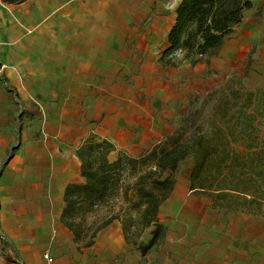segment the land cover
I'll return each mask as SVG.
<instances>
[{
    "label": "rangeland",
    "instance_id": "rangeland-1",
    "mask_svg": "<svg viewBox=\"0 0 264 264\" xmlns=\"http://www.w3.org/2000/svg\"><path fill=\"white\" fill-rule=\"evenodd\" d=\"M180 1L0 2L1 30L20 37L24 73L35 74L24 89L37 87L26 99L0 94V172L33 137L75 151L109 140L132 158L174 139L187 151L164 176L175 188L154 246L156 225L132 249L71 247L65 238L56 264H264V0H253L218 53L177 50L163 59ZM123 175L128 185L137 180ZM126 208L121 224L137 216ZM0 240V264H21Z\"/></svg>",
    "mask_w": 264,
    "mask_h": 264
},
{
    "label": "trees",
    "instance_id": "trees-1",
    "mask_svg": "<svg viewBox=\"0 0 264 264\" xmlns=\"http://www.w3.org/2000/svg\"><path fill=\"white\" fill-rule=\"evenodd\" d=\"M1 1L20 5L28 0ZM252 6L253 0H181L167 36L168 47L163 59L177 50L201 55L218 53L226 36L242 22L244 13ZM172 143V147L158 144L140 158L118 155L111 160L110 156L117 151L113 143L95 139L85 141L77 151L82 161L84 182L66 188L62 215V222L72 232L78 247H92L100 230L119 219L122 213H127L123 206L118 212L111 211L113 204L120 199L131 204L137 214L136 217L128 214L123 221L127 237L131 232L137 244L143 232L156 225L147 247L154 246L161 239L164 228L158 224L160 211L175 188L172 177L164 176L174 172L187 155L178 139ZM124 172L137 176L136 182L132 185L124 183ZM130 191L135 193L137 200L132 198ZM104 208H108L107 217H97L96 213Z\"/></svg>",
    "mask_w": 264,
    "mask_h": 264
},
{
    "label": "crops",
    "instance_id": "crops-1",
    "mask_svg": "<svg viewBox=\"0 0 264 264\" xmlns=\"http://www.w3.org/2000/svg\"><path fill=\"white\" fill-rule=\"evenodd\" d=\"M24 52L20 37L13 38L7 30H1L0 23V67L3 69L0 74V94L8 98L13 97L12 92L17 90L26 99L33 96L37 89L36 86L29 88V92L24 89V85L30 81L35 83V74L30 78L29 72L24 73L29 58V55H23ZM23 89L26 94L21 92ZM22 144L25 145H20L0 172V238L16 252L21 264H46L44 253L52 251L53 254L50 253L54 256L55 246H59L62 239L66 238L65 243L71 247L73 245V234L62 222V215L66 188L84 182L82 161L77 151L60 148V144L48 136L27 138ZM114 154L118 156L116 151L110 156L112 159H116ZM118 204L116 212L121 206L126 208L129 205L123 199ZM107 214L106 211L97 217L104 218ZM122 218L114 219L100 230L90 248L99 242L115 245L117 250L132 249V245L139 247L147 229L135 244L127 238L123 224L120 223Z\"/></svg>",
    "mask_w": 264,
    "mask_h": 264
},
{
    "label": "built area",
    "instance_id": "built-area-1",
    "mask_svg": "<svg viewBox=\"0 0 264 264\" xmlns=\"http://www.w3.org/2000/svg\"><path fill=\"white\" fill-rule=\"evenodd\" d=\"M2 67H0V74L2 73ZM46 264H56L54 256L50 252H46L43 255Z\"/></svg>",
    "mask_w": 264,
    "mask_h": 264
}]
</instances>
